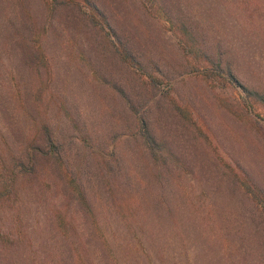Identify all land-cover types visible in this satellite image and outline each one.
Returning <instances> with one entry per match:
<instances>
[{
    "label": "rangeland",
    "instance_id": "obj_1",
    "mask_svg": "<svg viewBox=\"0 0 264 264\" xmlns=\"http://www.w3.org/2000/svg\"><path fill=\"white\" fill-rule=\"evenodd\" d=\"M89 1L189 121L142 89L72 0H0V264H264V219L227 175L264 191V109L241 90L264 91V0H163L231 62L240 89L187 57L149 0ZM127 99L174 165L151 163ZM44 126L60 173L40 154Z\"/></svg>",
    "mask_w": 264,
    "mask_h": 264
},
{
    "label": "trees",
    "instance_id": "obj_2",
    "mask_svg": "<svg viewBox=\"0 0 264 264\" xmlns=\"http://www.w3.org/2000/svg\"><path fill=\"white\" fill-rule=\"evenodd\" d=\"M51 1L54 2L56 0ZM82 1L84 2L83 4H81L80 0H72L71 4L74 8L79 9V12L82 15L83 19L88 21L91 27L97 32L102 41L108 46L109 51L116 59V61H118L121 66L129 70L136 76V78L139 79L142 89L147 92H152L154 91V89H156V91L161 93L166 102L171 106L173 112H176V115L182 118L181 121H189L188 109L178 105L176 101L169 96L168 92H164V90L160 88V86L163 84L160 76L155 75L156 73L151 74L147 72L148 67L138 61V57L130 49L128 44L126 46L124 42H120L118 36L115 35V33L111 30L104 14L93 2L89 0ZM244 1L245 3L242 4L243 2L240 0V6L242 4L246 8H249L248 0ZM148 2L150 3V8H152L155 12V15L163 18L169 24L170 29H173V34L179 37L177 41L180 44L181 50H183L187 57H192V59H194L195 61H203L205 63L203 68L204 72L207 71L208 65L210 73H206L207 75L212 77V80L218 81V83L222 86L228 85L234 87L235 89H240V85L237 82V78L233 71L231 62L228 59L224 62L223 55L221 54L222 52L216 53L214 57L204 49V43L200 42V31L198 27L194 26L189 16L183 13L184 11L180 5L178 7L167 6L166 4H164L163 0H149ZM255 4L256 7L259 8V4ZM195 69L199 68L196 67ZM156 71L159 70L156 68ZM236 83L239 86H236ZM241 90L243 92L244 100H246L245 103H247L251 108H253L254 105L256 107V105L258 104L264 109V91L248 89L244 86H241ZM127 103L131 111L130 116L134 119V132L132 133V136H140L151 163L156 167H164L166 162H171L174 165L177 161V157H167L163 155L162 152L165 149V145L163 144V142L155 138L149 128L147 121L139 115L138 110L131 105L128 99ZM230 111L231 113L234 112L233 110ZM187 128H190V123ZM43 130L45 132V143L49 146L51 151L45 153L40 151V154L45 155V158H47L48 156L51 157V159L57 166V170L60 173L63 169L62 157L57 152V149L52 143L48 128L44 126ZM35 149L40 150V148L37 146ZM48 153L50 154L48 155ZM155 175L157 177V171L155 172ZM227 175L236 186L243 189L244 193L258 208L259 214L264 219V191L252 179L243 175L239 171L231 169L230 167H228ZM59 177L60 180L66 181V184L69 186L67 187L69 193H72L73 195L76 194L80 203L85 207L88 206L86 196L80 186L75 183L76 181L73 180V182L69 180L65 175H59ZM6 187L7 185H3L2 191H6ZM13 194L14 193L9 192V196H12ZM1 195H3V192L0 193V197Z\"/></svg>",
    "mask_w": 264,
    "mask_h": 264
}]
</instances>
